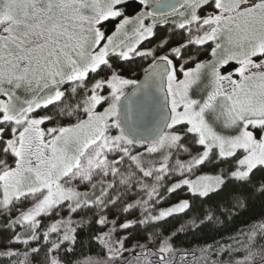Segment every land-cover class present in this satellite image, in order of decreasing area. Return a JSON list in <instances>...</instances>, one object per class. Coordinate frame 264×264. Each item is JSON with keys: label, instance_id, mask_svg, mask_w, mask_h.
<instances>
[{"label": "snow or ice", "instance_id": "1", "mask_svg": "<svg viewBox=\"0 0 264 264\" xmlns=\"http://www.w3.org/2000/svg\"><path fill=\"white\" fill-rule=\"evenodd\" d=\"M257 201L264 0H0V264H173L237 221L182 264H264Z\"/></svg>", "mask_w": 264, "mask_h": 264}, {"label": "trees", "instance_id": "2", "mask_svg": "<svg viewBox=\"0 0 264 264\" xmlns=\"http://www.w3.org/2000/svg\"><path fill=\"white\" fill-rule=\"evenodd\" d=\"M262 212H264V205H262L261 202L257 201L253 205L250 215L258 217ZM182 222L183 218L181 216H175L173 218H170V221L165 224V231L176 228ZM243 226L244 225L242 223L237 221L235 225L230 226V231L224 232L222 234L212 232L210 230H205L204 233H200L197 235L182 233L176 236L174 241V247L176 248V252L173 257V264H182V256L187 250L203 246L205 243L211 244L213 243L214 239L223 242L228 239L229 235L235 234V229ZM157 231H159V229H157ZM151 235L152 233L150 232L137 231L133 233V238L130 240V244L136 243L137 240H140L141 243H144V238ZM151 246L152 245H150V247Z\"/></svg>", "mask_w": 264, "mask_h": 264}]
</instances>
